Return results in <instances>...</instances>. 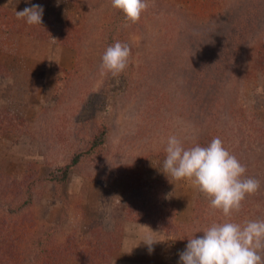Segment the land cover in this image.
<instances>
[{"label":"rangeland","instance_id":"1","mask_svg":"<svg viewBox=\"0 0 264 264\" xmlns=\"http://www.w3.org/2000/svg\"><path fill=\"white\" fill-rule=\"evenodd\" d=\"M32 4L41 25L16 17ZM148 4L131 23L111 0H0V264H178L213 223L264 220V0ZM116 41L131 56L113 76ZM103 126L105 146L51 181ZM171 135L219 137L259 190L223 216L162 172Z\"/></svg>","mask_w":264,"mask_h":264},{"label":"clouds","instance_id":"2","mask_svg":"<svg viewBox=\"0 0 264 264\" xmlns=\"http://www.w3.org/2000/svg\"><path fill=\"white\" fill-rule=\"evenodd\" d=\"M111 6L120 10L126 21L136 23L149 4L148 0H111ZM43 13L42 5L32 4L16 11V17L28 25H41ZM130 56L126 43L114 42L101 57V72L119 75L128 67ZM165 153L162 172L176 181L191 182L209 199L210 207L220 210L225 217L239 212L246 196L260 188L259 180L244 176L246 167L219 137L206 146L185 147L184 141L171 135ZM202 233L200 237L188 238L185 249L178 253V264H264V220H250L243 225L231 221L213 223ZM142 241L151 254L157 240L147 237Z\"/></svg>","mask_w":264,"mask_h":264},{"label":"trees","instance_id":"3","mask_svg":"<svg viewBox=\"0 0 264 264\" xmlns=\"http://www.w3.org/2000/svg\"><path fill=\"white\" fill-rule=\"evenodd\" d=\"M121 14L123 13L120 11L119 14H117V16L120 17ZM12 28L19 32L18 28L16 27H12ZM0 29H4V27L0 25ZM8 29L11 30V27ZM20 33H25V32L20 31ZM111 36H113V34H110V39H112ZM261 50L262 51L260 53V58L257 63V69L264 71V44L262 45ZM107 132H108L107 128L103 126L98 131L94 139L91 141L88 149L84 152L74 154L71 157L70 162L67 165L60 168L58 170V174L53 176L51 178V181H54L57 184L65 183L72 169L81 162V159L83 157H91L96 151H100L105 146V137L107 135ZM28 199L29 200L31 199V190L28 192Z\"/></svg>","mask_w":264,"mask_h":264}]
</instances>
